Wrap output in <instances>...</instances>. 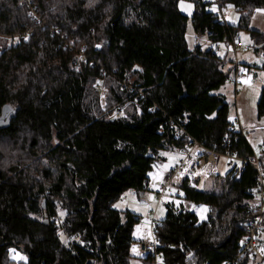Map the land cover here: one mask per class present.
Wrapping results in <instances>:
<instances>
[{
  "label": "trees",
  "instance_id": "16d2710c",
  "mask_svg": "<svg viewBox=\"0 0 264 264\" xmlns=\"http://www.w3.org/2000/svg\"><path fill=\"white\" fill-rule=\"evenodd\" d=\"M180 1L32 0L36 21L22 0H0V143L28 135L21 147L41 161L4 165L0 149V264L13 263L11 249L25 255L23 264H131L139 216L114 202L129 189L147 188L162 151L185 146L187 136L254 157L246 136L230 129L225 98L213 92L237 66L226 67L213 46L190 49L185 31L191 19L216 44L248 30L259 55L248 67L264 71V32L248 26L264 0H185L193 3L190 16ZM228 5L240 11L236 25L222 18ZM80 50L86 59L75 70ZM98 80L111 91L105 108L92 88ZM113 105L123 115L111 119ZM256 112L264 115V84ZM257 159L258 169L247 162L238 179L229 171L215 177L217 190L183 183L185 199L208 205L206 218L167 204L157 227L160 257L142 256L141 264L231 262L259 171L264 176V149Z\"/></svg>",
  "mask_w": 264,
  "mask_h": 264
},
{
  "label": "rangeland",
  "instance_id": "374dc122",
  "mask_svg": "<svg viewBox=\"0 0 264 264\" xmlns=\"http://www.w3.org/2000/svg\"><path fill=\"white\" fill-rule=\"evenodd\" d=\"M180 11L184 14L190 16L193 11V3L185 0H181L178 3ZM214 12L220 13L217 5L213 4L211 8ZM224 17L223 19L229 23L236 25L240 18V11L232 6H227L221 9ZM248 26L253 29H257L264 32V6L258 7L254 10V13L251 15ZM185 39L187 45L190 49H193L196 45H200L201 49L204 51L209 47L213 46L207 34L197 33L191 23V19L187 20ZM241 42L242 47L235 48L233 43ZM16 42V38L12 40V43ZM216 44L219 45V48L216 49L217 53L224 57L228 62L227 66H233L238 64L239 72L243 73V77L234 83L233 75L230 74L229 79L217 90L213 92L216 94L222 95L225 98V102L228 104V119L230 122L238 116L240 122L251 128L253 125H262L263 128L259 130H251L246 134V138L258 155L262 149H264V115L258 116L256 112V103L260 94V89L264 84V71L257 69L255 67H248V65L258 62L259 55L256 54L253 50V40L251 35L246 29H238L237 33L234 36V40L230 41H219ZM97 83L92 84L94 92L97 93L100 106L105 108L108 101V88L101 89L99 86H96ZM115 86V84H111ZM12 104V103H11ZM115 105L112 106V108ZM6 117V116H5ZM28 136V135H27ZM25 134H18L14 139H8L5 142L0 143V149L3 153V164L9 165L15 162L29 164L33 167L34 164H41L39 161L34 162L35 159L29 157L26 151L21 147L22 143L26 138ZM164 159L158 160L154 163L153 168L149 172L148 186L146 189L137 192H143L140 194V198L136 197V191H125L121 196L114 202V206L119 210H126L129 207V203H133L132 207L134 208L135 214L139 216V220L135 224L136 234L145 235L146 238L150 239V216L146 214L147 210H152L154 218L159 221L165 216L167 210V204H173L175 207H178L181 203L184 205H190L192 211H194L199 220L206 218L209 211L208 205L204 203H195L193 201L187 200L184 198V188L179 182L174 181L169 188L163 192V196L160 200H156L155 193L158 190L159 182L165 178V175H168L173 168V165L176 163L179 154L171 150H164L161 152ZM43 162V160H42ZM225 157L221 156L218 160L217 171L221 176H223L227 168L224 165ZM20 163V164H21ZM166 173V174H164ZM36 178H39V175H34ZM219 179L217 178H206L202 172L199 173V179L196 182L197 190H217L219 188ZM126 197V199H124ZM45 204V201H42V204ZM45 207V206H43ZM57 213L59 218L62 217L63 211L60 210V206H57ZM58 218V219H59ZM122 220L124 217L122 216ZM61 239L66 242L67 238L60 232ZM135 237V235H133ZM260 243H264V232L259 234ZM138 242H135L131 247V253L134 255L131 259V264H141V260L136 253L138 251ZM10 259L13 260L12 264H23L26 261V257L23 253L18 250L11 249L9 253ZM250 264H253L252 261L247 260ZM155 264H163L161 260H157Z\"/></svg>",
  "mask_w": 264,
  "mask_h": 264
},
{
  "label": "built area",
  "instance_id": "2783aa9c",
  "mask_svg": "<svg viewBox=\"0 0 264 264\" xmlns=\"http://www.w3.org/2000/svg\"><path fill=\"white\" fill-rule=\"evenodd\" d=\"M22 3L30 5L31 18L39 21V17L33 8L32 0H22ZM221 14L223 18V12ZM233 45L235 48L242 47V44L239 41L233 43ZM213 48L216 50L219 48V45L214 44ZM85 59L86 56L84 50H80L74 59V69L78 70L80 61ZM254 64L255 62L250 65ZM235 66H237V71L233 75L232 79L234 80V83H238V81L243 77V73L239 72L238 64H235ZM97 85L102 89V80H98ZM121 115H123V110L121 107L115 106L112 108L110 114L111 119ZM262 128V125H253L251 128H248L240 122L238 116H235V118L230 122L231 131L243 136H246V134L251 130H259ZM186 138L189 139L188 143L181 148L175 149L177 150L179 157L171 169V172L168 175H165V178L159 182L158 190L155 193V198L157 201L161 199L163 192L169 188V186L174 183V181L179 182L181 185L184 183L190 188H196V182L199 179L200 172H202L206 178H215L219 176L220 174L217 171V164L221 156L225 157L224 165L227 168V171L231 172L232 176H234L236 179L239 178L243 170V166L247 162L258 169L259 164L257 154L255 152L253 158L246 159L231 152L222 153L187 136ZM253 195L255 197V201L250 206V218L246 223L245 237L241 242L238 254L231 262H224L223 264H231L239 257H247L248 260L252 262L254 261L258 262L259 264H264L263 244L260 243L259 239V234L264 232V176L260 171L257 185L253 190ZM186 207L189 209L190 205L187 204ZM146 214L150 216L151 238L148 240L145 239L139 241L137 244L138 249L143 257L148 254H152L155 258H159L160 253L156 252L157 247L162 245V243L159 242V237L157 234L159 221L154 218L152 210H147Z\"/></svg>",
  "mask_w": 264,
  "mask_h": 264
},
{
  "label": "crops",
  "instance_id": "0c3cea01",
  "mask_svg": "<svg viewBox=\"0 0 264 264\" xmlns=\"http://www.w3.org/2000/svg\"><path fill=\"white\" fill-rule=\"evenodd\" d=\"M171 151H173V152H177V150H175V149H170ZM174 166V165H173ZM164 174H166V173H164ZM148 184H149V182H148ZM148 186V185H147ZM127 191H134V190H132V189H129V190H127ZM136 191V190H135ZM134 191V192H135ZM135 193H137V194H134V195H136V197H138V198H140L141 196H140V194L141 193H143V192H135ZM124 199H126V197L124 198ZM132 202L131 203H129V207H127V210H130V211H132V212H134L135 213V211H134V208L132 207ZM121 210V209H120ZM133 235H135V237L133 236V238L136 240V242H139V241H141V240H145V239H142V238H146L145 237V235H140V234H136V229H135V225H134V228H133ZM139 257H137L138 259H140L141 260V257H142V255L140 254V252H139V249H138V251H137V253H136ZM134 255L132 254V257H133ZM142 263V262H141Z\"/></svg>",
  "mask_w": 264,
  "mask_h": 264
},
{
  "label": "water",
  "instance_id": "95a60500",
  "mask_svg": "<svg viewBox=\"0 0 264 264\" xmlns=\"http://www.w3.org/2000/svg\"><path fill=\"white\" fill-rule=\"evenodd\" d=\"M42 206H45V204L43 203ZM47 222V220H45Z\"/></svg>",
  "mask_w": 264,
  "mask_h": 264
}]
</instances>
